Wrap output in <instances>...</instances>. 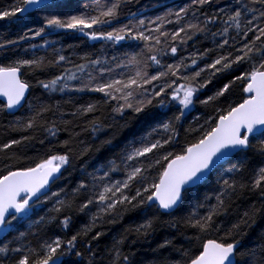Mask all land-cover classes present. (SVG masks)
Wrapping results in <instances>:
<instances>
[{"label": "snow or ice", "instance_id": "snow-or-ice-1", "mask_svg": "<svg viewBox=\"0 0 264 264\" xmlns=\"http://www.w3.org/2000/svg\"><path fill=\"white\" fill-rule=\"evenodd\" d=\"M132 3L91 0L75 14L59 11L65 7L61 0H13L0 8V21L26 28L16 39L0 37V51L15 48L20 41L58 34V30L78 32L112 47H128L110 59L85 53L78 57L83 62L76 63L63 54V47H55L56 41L45 39L40 45H29L37 50L31 58L0 63V96L5 98L0 113L13 117L8 127L20 132L42 130L50 145L39 158L16 153L4 157L0 170V264H73V255L83 257L76 250L78 241L84 242L89 253L88 264H135V253L125 252V244L129 237H135L130 243L136 244L151 235L161 215L172 217L167 221L171 227L182 225L193 235L186 237L190 247L176 250L179 260L162 257L157 264H264V231L245 244L256 218L264 214V0H190L155 18L129 10L121 21L123 10ZM205 7L210 11H204ZM27 21L40 26L27 27ZM173 24L174 29L166 27ZM199 36L210 39L213 47L179 55L189 40ZM39 50L45 54H37ZM167 59L172 62H165ZM208 59L211 62H206ZM53 70L59 74L39 78L38 74ZM29 77L34 78V84ZM214 78L219 86L201 99L199 94ZM33 87L49 98L54 93L102 94V100L79 104L71 113L73 119L91 114L84 130L90 128L93 134L106 127L96 113L103 116L108 106L113 123L117 117L125 120L131 114L149 130L129 141L117 157L92 173L85 171L89 179H81L70 191L65 187L52 191V185L63 177L62 169L66 170L76 155L73 140L79 133L52 144L73 124V120L64 119L63 111L64 105L73 101L49 103L43 96H31ZM197 103L213 105L214 115H207L203 124L190 125L186 134L196 138L181 145L179 129ZM21 109L26 114L16 116ZM199 119L194 118L197 123ZM34 138L22 135L10 139L0 144V152ZM105 144L112 145V138L102 141ZM89 150L82 147L79 155ZM254 156L260 158L259 164L253 163ZM113 173H121L122 178L112 179ZM213 173H218L215 187L202 199H188ZM53 200L47 216L31 220L36 205ZM186 201L185 214L173 216ZM92 207L96 211L89 223L71 238L44 234L53 223L68 229L73 213L91 212ZM136 209L146 214L142 223L126 228L105 253L93 250L92 241L103 235L97 231L86 239L94 228L106 219L116 223L124 213ZM14 221H31L29 231L19 232ZM12 232L18 235L8 239ZM171 245L172 241L165 239L157 250Z\"/></svg>", "mask_w": 264, "mask_h": 264}, {"label": "trees", "instance_id": "trees-1", "mask_svg": "<svg viewBox=\"0 0 264 264\" xmlns=\"http://www.w3.org/2000/svg\"><path fill=\"white\" fill-rule=\"evenodd\" d=\"M12 2L13 0H0V8L7 6ZM61 2L65 5V7L59 11L75 14L78 11L83 10L82 6L84 4L90 3L91 0H61ZM187 3H190V0H133V3L130 4L128 8L123 10L121 21L124 20V16L129 10L133 12H141L143 16L148 18H155L158 15H163L169 9L176 10ZM204 11H210V9L205 7ZM25 23L27 24V27L37 28L40 26L39 24L33 23L32 21H27ZM166 27L168 29H174L176 25H167ZM24 30H26V28H24L22 24L9 21H0V37L16 39L18 35L23 33ZM213 31H215V28ZM45 39L56 41L55 47H63V54L70 57L76 63L83 62L82 60L78 59V57L83 56L85 53L90 54L92 58H96V56L103 54L110 59L113 55H119L120 53L128 50L127 44H125L123 47H112L110 44H105L101 41L88 40L78 32H65V30H58V34L54 33L52 35L35 37L34 39L28 41H20V43L15 48L10 46L8 49L0 51V63L7 64L12 59L18 57L31 58L32 53L37 50L31 49L29 45H40ZM69 45H72L73 47L69 48ZM211 47H213V44L210 39H207L203 36L194 37L192 40L187 42L186 50L179 51V55L188 56L190 53H193L197 50L202 51L205 48ZM26 49L27 52L25 51ZM47 52L50 54L51 49H48ZM37 54L44 55L45 51L39 50ZM165 62L171 63L172 60L167 59ZM206 62H211V60L208 59ZM203 63L204 61L200 62V66H203ZM54 74H59V70H53L48 73H40L38 75L39 78L44 79L47 76ZM29 79L33 84L35 83L34 78L29 77ZM218 86L219 81L214 78L213 82L209 84L206 89L201 91L199 94L200 98L203 99L207 95H211ZM30 95L43 96L44 99L48 100L49 103H54L57 100L61 101L62 103L69 99L73 101V104H65L63 108V111L66 113L64 119L73 120V124L68 128V131H61L58 138L52 141V144H58L59 141L68 139L69 136L73 134V132L79 133V135L75 136L73 140V147L76 151V155L70 160V165L66 166V170L63 169V177L61 180L57 181L59 187H65L69 191L75 187L81 179H89V177L85 175V171L87 173H92L94 169L99 168L108 160L117 157V155L124 148V146L128 144L129 141L138 139L140 136L145 135L146 131L149 130L146 125H142L138 119L132 118L131 114H128L125 117V120H121L119 117H117V122L113 123L110 114L111 106L105 107L103 109V116H101L99 112L96 113V115L100 116L101 120L106 125L102 132L93 134L90 128H88V130H84L87 125V121L93 118L92 115L89 114L87 117L73 119L71 113L75 111V106H78L79 104L94 100H102V94L85 92L73 93L69 96L60 93H54L51 94V97L49 98L47 95H45L42 89L39 87H33L31 88ZM3 103L4 102L0 101V105ZM213 108V105L205 107L197 103L196 107L187 114V119L183 121V127L179 129V141L181 145H185L196 138L195 134H186V129H188L190 125L193 127L198 126V124L204 122V119L207 115H214ZM25 114L26 111L21 109L18 113H16V116H22ZM195 117L200 118L198 123L194 120ZM12 119L13 117L7 113H0V144L6 143L10 139H20L22 135L34 136L35 138L30 142L13 146V148L8 150V152H0V170H2V162L6 155L16 153L22 157L39 158L40 156L46 154L47 149L50 146L49 140L45 138L46 134L42 130L36 132L13 131L8 127L9 121ZM125 121H127L126 126L121 127V125H125ZM108 138H112V145H102V141ZM41 140H44L43 145L40 143ZM82 147H88L90 150L84 155H79V151ZM249 155L252 156V153H249ZM117 163H119V160H117ZM233 163H235V161H233ZM253 163L259 164L260 158L258 156H254ZM97 174L101 175L102 173ZM217 174L218 173H213L209 178V182L201 186L197 192L192 193L188 199H202L206 192H210V190L215 187V179H213V177H215ZM153 175H155V173H153ZM121 178V173H113L112 175V179ZM53 202L54 200L47 201L43 205H36L31 214V220H38L41 216H47L49 214V210L53 206ZM214 202L215 201L213 200L212 203ZM236 203L239 204L241 201H237ZM186 208L187 201L185 207L173 213V216L180 217L184 215ZM95 211L96 209L92 207L91 212L86 210L85 213H73V223L68 229H62L58 224L53 223L48 225L47 228L43 230V232L48 237L60 235L62 239H69L73 234L89 223L91 214ZM145 215L146 214L142 209H136L129 210L124 213L123 218L118 219L116 223H110L106 219L100 223L97 228H94L86 239L90 240L97 231L102 232L103 235L98 241H92V245L94 251L103 254L105 253L106 249L111 246L114 239L118 238L126 228L142 223L145 219ZM59 219L62 220L63 216L61 215ZM171 219L172 217L170 216L161 215V222L155 225L154 232H152V234L148 237L140 239L136 244L130 243V241L135 237H129V243L125 244L123 250L125 252L131 251L135 253V256L133 257L135 264H157L158 259L162 257L179 260L180 254L176 250L190 247L186 237L192 236L193 231L191 229L184 228L182 225L171 227L167 223V221H170ZM30 222L31 221H24L17 224L14 221L13 223L16 224L19 232H28V225ZM32 230L35 231L36 229L34 228ZM261 231H264V214L256 218L255 224L249 230V235L245 240V244H250ZM17 235L18 232H12L9 234L8 239H12ZM29 239L34 238L29 237ZM165 239L171 240L172 245L168 248L157 250L158 245L162 244ZM76 250L81 251L83 253V257H76L73 255L71 257L73 264H88L89 253L85 248L83 241H78ZM66 264H68V261H66Z\"/></svg>", "mask_w": 264, "mask_h": 264}, {"label": "rangeland", "instance_id": "rangeland-1", "mask_svg": "<svg viewBox=\"0 0 264 264\" xmlns=\"http://www.w3.org/2000/svg\"><path fill=\"white\" fill-rule=\"evenodd\" d=\"M16 114V113H15ZM204 122H202L201 124H203ZM205 127H207V126H205ZM66 167V166H65ZM218 175V174H217ZM216 175V176H217ZM216 176L215 177H213V179H216ZM60 187H59V185L56 183V184H54V185H52V188H51V190L52 191H57L58 189H59ZM31 223V222H30ZM23 232V231H22ZM3 239V238H2ZM2 239H0V240H2Z\"/></svg>", "mask_w": 264, "mask_h": 264}, {"label": "water", "instance_id": "water-1", "mask_svg": "<svg viewBox=\"0 0 264 264\" xmlns=\"http://www.w3.org/2000/svg\"><path fill=\"white\" fill-rule=\"evenodd\" d=\"M29 91H31V89H30ZM0 101L5 102V98L2 97V96H0ZM19 111H20V110H19ZM19 111H16V113L19 112ZM62 171H63V169H62ZM1 238H2V237H0V239H1Z\"/></svg>", "mask_w": 264, "mask_h": 264}, {"label": "flooded vegetation", "instance_id": "flooded-vegetation-1", "mask_svg": "<svg viewBox=\"0 0 264 264\" xmlns=\"http://www.w3.org/2000/svg\"><path fill=\"white\" fill-rule=\"evenodd\" d=\"M17 113H18V112H17ZM62 172H63V171H62ZM2 238H3V237H2ZM2 238H1V239H2Z\"/></svg>", "mask_w": 264, "mask_h": 264}]
</instances>
